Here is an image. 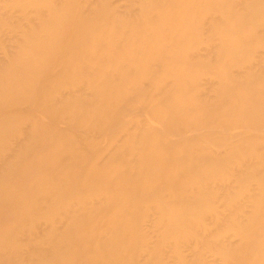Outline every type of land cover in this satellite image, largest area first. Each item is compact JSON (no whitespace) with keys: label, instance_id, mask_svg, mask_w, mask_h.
I'll list each match as a JSON object with an SVG mask.
<instances>
[{"label":"bare ground","instance_id":"obj_1","mask_svg":"<svg viewBox=\"0 0 264 264\" xmlns=\"http://www.w3.org/2000/svg\"><path fill=\"white\" fill-rule=\"evenodd\" d=\"M0 264H264V0H0Z\"/></svg>","mask_w":264,"mask_h":264}]
</instances>
